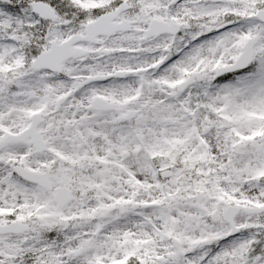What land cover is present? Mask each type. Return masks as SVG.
<instances>
[{
    "label": "snow or ice",
    "instance_id": "snow-or-ice-1",
    "mask_svg": "<svg viewBox=\"0 0 264 264\" xmlns=\"http://www.w3.org/2000/svg\"><path fill=\"white\" fill-rule=\"evenodd\" d=\"M0 264H264V0H0Z\"/></svg>",
    "mask_w": 264,
    "mask_h": 264
}]
</instances>
